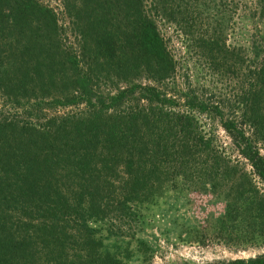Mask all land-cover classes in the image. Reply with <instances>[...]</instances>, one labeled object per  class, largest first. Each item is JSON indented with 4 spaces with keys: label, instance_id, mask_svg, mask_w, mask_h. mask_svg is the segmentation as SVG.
I'll return each mask as SVG.
<instances>
[{
    "label": "trees",
    "instance_id": "16d2710c",
    "mask_svg": "<svg viewBox=\"0 0 264 264\" xmlns=\"http://www.w3.org/2000/svg\"><path fill=\"white\" fill-rule=\"evenodd\" d=\"M61 1L75 48L62 42L47 4L0 0V98L24 113L0 109V264H147L153 247L132 225L154 215L147 210L159 199L185 204L189 189L223 202L199 225L205 235L234 248L261 245L264 194L253 178L264 188V0H236L252 21L237 51L215 27L196 38L209 63L238 72L226 115L194 94L187 110L175 108L172 95L133 80L172 75L157 17L186 24L192 11L218 13L224 0ZM49 104L82 106L47 114ZM192 109L218 113L249 170L217 149ZM168 264H264V254Z\"/></svg>",
    "mask_w": 264,
    "mask_h": 264
},
{
    "label": "rangeland",
    "instance_id": "374dc122",
    "mask_svg": "<svg viewBox=\"0 0 264 264\" xmlns=\"http://www.w3.org/2000/svg\"><path fill=\"white\" fill-rule=\"evenodd\" d=\"M39 1L50 6L55 12L58 25L65 31L62 42L65 45L71 44L75 48V38L68 28V19L62 1ZM215 2L217 3L218 0ZM223 4H218L220 8L218 13L214 8H209L207 13L200 14L192 11L187 17L186 24L180 20L169 22L157 17L158 31L174 61L172 75L158 83L140 72L133 80L140 83H150L164 90L166 95H172L175 108L187 110L185 97H191L194 94L208 105L215 104L218 106L224 115L233 114L230 108H232L237 90L236 76L238 72L234 71L232 66L225 70L224 67L218 65L220 63H209L208 53L203 51V46L196 43V38L201 35H211L213 27H215L216 34L220 36L219 38L224 41L225 46L229 49L237 51L241 43L248 44L245 43V38L252 32V21L247 10L242 11L240 7H237L236 0H224ZM213 15H215V21L210 22L208 17ZM229 62L232 61L228 59L227 63ZM80 106L82 104L67 106L49 104L44 111L47 114H58L76 110ZM0 109L4 113L24 118V113L2 104L1 98ZM192 112L196 116L200 130L212 136L217 149L226 153L238 167L249 170V164L238 153L230 136L221 126L218 113L202 112L196 109H192ZM257 147L259 152L264 155V143L257 144ZM253 180L264 194L260 180L255 176ZM166 207L169 209L165 213ZM222 209L223 202L220 198L196 189L187 191L185 204H182L181 199L178 201H173L171 198L168 200L159 199L147 210V212L155 211L154 215L147 214L140 220L143 222L137 220V225H132V228H136L140 235L146 237L153 247L147 264H168L184 261L189 263H217L233 257H247L256 253L264 254V242L259 246L234 248L224 245L222 241L209 233V235H205L199 225L202 224L203 219L208 214L216 216ZM127 225L120 221L107 222V226H110L111 230L115 232L124 233L127 230ZM180 229L183 232L178 235ZM126 239L124 237V240ZM134 244L135 241H131L129 247L133 248ZM132 257L131 262L136 263L137 261L133 260Z\"/></svg>",
    "mask_w": 264,
    "mask_h": 264
}]
</instances>
